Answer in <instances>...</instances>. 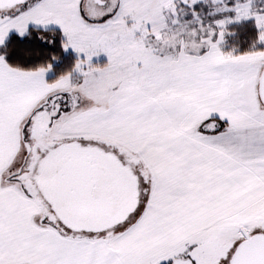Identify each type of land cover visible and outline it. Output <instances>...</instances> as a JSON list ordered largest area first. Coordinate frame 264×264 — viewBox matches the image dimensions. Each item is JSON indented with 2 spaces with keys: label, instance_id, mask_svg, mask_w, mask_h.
Wrapping results in <instances>:
<instances>
[{
  "label": "snow or ice",
  "instance_id": "snow-or-ice-1",
  "mask_svg": "<svg viewBox=\"0 0 264 264\" xmlns=\"http://www.w3.org/2000/svg\"><path fill=\"white\" fill-rule=\"evenodd\" d=\"M0 264H264V0H0Z\"/></svg>",
  "mask_w": 264,
  "mask_h": 264
},
{
  "label": "rangeland",
  "instance_id": "rangeland-1",
  "mask_svg": "<svg viewBox=\"0 0 264 264\" xmlns=\"http://www.w3.org/2000/svg\"><path fill=\"white\" fill-rule=\"evenodd\" d=\"M101 62H103V57H101Z\"/></svg>",
  "mask_w": 264,
  "mask_h": 264
}]
</instances>
